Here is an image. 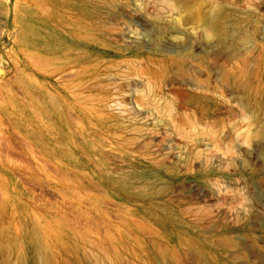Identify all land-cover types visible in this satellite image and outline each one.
<instances>
[{
    "label": "rangeland",
    "instance_id": "1",
    "mask_svg": "<svg viewBox=\"0 0 264 264\" xmlns=\"http://www.w3.org/2000/svg\"><path fill=\"white\" fill-rule=\"evenodd\" d=\"M21 1L0 0V264H264V0H32L83 24L45 71ZM26 75L93 103L94 148Z\"/></svg>",
    "mask_w": 264,
    "mask_h": 264
},
{
    "label": "bare ground",
    "instance_id": "2",
    "mask_svg": "<svg viewBox=\"0 0 264 264\" xmlns=\"http://www.w3.org/2000/svg\"><path fill=\"white\" fill-rule=\"evenodd\" d=\"M31 1L32 0H22L15 14L16 23L22 28V32L19 36L27 37L26 33H28L32 35L30 37L35 39L31 45L25 46L27 47L26 50L30 52V65L44 71L48 68L49 70H66L69 65V60L63 54L65 44L62 41V36L64 34L67 36L70 34V37L77 39L81 33L80 31H83V24L81 26L78 24L79 22L76 21L65 23L61 20L56 21L47 18L38 19L35 12L30 7ZM211 16L206 20L207 28L215 33V31L223 25L224 20L226 19V13L218 8ZM84 29L86 30L85 38H87L90 32V27L87 26ZM65 30H68L69 32ZM63 31L65 33H63ZM76 33L77 36L75 37L74 34ZM87 40L89 41L88 38ZM33 50H36L37 52ZM21 80L25 91L27 92L26 95L29 102L35 104L37 101L42 119L48 115L55 114L57 115V118L62 119L61 121L64 124L69 126L70 124L72 125L70 128L73 131V134L77 139L78 136H80L86 146L94 148L95 145L98 144L96 138H94V128H96V120L100 121L103 118V115L96 112V108L93 106L92 102L86 103L77 100L72 105H65L63 107L54 93H51L44 88H38L34 79L26 75L25 78L21 77ZM67 110H72L77 116L79 121H76V124L75 122L71 123ZM262 135H264V128L257 132L258 137ZM118 182L121 185H127V180L124 176L120 177Z\"/></svg>",
    "mask_w": 264,
    "mask_h": 264
},
{
    "label": "water",
    "instance_id": "3",
    "mask_svg": "<svg viewBox=\"0 0 264 264\" xmlns=\"http://www.w3.org/2000/svg\"><path fill=\"white\" fill-rule=\"evenodd\" d=\"M5 73V70L0 66V76Z\"/></svg>",
    "mask_w": 264,
    "mask_h": 264
}]
</instances>
